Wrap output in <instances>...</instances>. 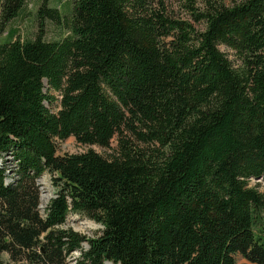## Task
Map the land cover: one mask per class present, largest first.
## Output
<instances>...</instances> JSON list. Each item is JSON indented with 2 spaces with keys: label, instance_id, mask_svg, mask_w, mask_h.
<instances>
[{
  "label": "trees",
  "instance_id": "trees-1",
  "mask_svg": "<svg viewBox=\"0 0 264 264\" xmlns=\"http://www.w3.org/2000/svg\"><path fill=\"white\" fill-rule=\"evenodd\" d=\"M25 1L0 0V32ZM204 2L196 31L146 0H42L32 39H0V264H264V0ZM45 19L68 34L45 40ZM69 137L116 148L58 154Z\"/></svg>",
  "mask_w": 264,
  "mask_h": 264
},
{
  "label": "rangeland",
  "instance_id": "rangeland-1",
  "mask_svg": "<svg viewBox=\"0 0 264 264\" xmlns=\"http://www.w3.org/2000/svg\"><path fill=\"white\" fill-rule=\"evenodd\" d=\"M224 4L230 5L236 1L240 0H220ZM69 2V3H68ZM151 10L160 11L163 14L167 15L169 18L174 20H181L191 24L196 31H201L204 28V23L202 20H196L192 10L187 6V0H146ZM42 3V0H26L24 6L20 10L19 14L13 19L9 20L1 29L0 39H6V33L11 30H16V37L20 39H32L36 30H37V9ZM48 5L51 7H57L61 14L69 16L70 11V0H48ZM193 5L196 12H202L205 10L206 5L204 0H193ZM68 7V8H67ZM1 8V6H0ZM67 9V11H66ZM66 11V14H65ZM64 20V21H63ZM62 25L53 23L52 21L45 19L43 21V38L45 40H54L59 39L68 34L67 22L63 19ZM219 48L224 51L229 58H234L232 51L224 46L220 45ZM57 100L50 103L46 102V106L52 112H56L59 108V96ZM111 148L106 149L96 145H84L75 140L74 137H69L65 140L56 142V149L58 154H71V153H80L89 148L95 150L96 152L109 156L113 153L116 148V139L115 137L111 140ZM7 165V167H14V162L12 161L11 156L3 157V160L0 159V163ZM10 177L11 172L8 173ZM257 182L261 183V186L258 188L260 191L264 190L263 183L261 179L252 178L248 185L253 186ZM36 188L38 191V211L41 216L45 215V209L49 200L55 195L56 187L52 182V175L45 171L43 174L36 180ZM264 215V212H263ZM64 228H72L73 230L86 235L87 237H96L101 233L102 225L95 222L92 219H89L83 214L70 212L65 221L60 225ZM83 248L86 249L88 244H82ZM80 255V251H73L67 256V261L69 264H74L75 258ZM4 262L11 264L7 256L3 255ZM106 264H113L111 262H106ZM236 264H252L243 258L240 254L236 255Z\"/></svg>",
  "mask_w": 264,
  "mask_h": 264
}]
</instances>
